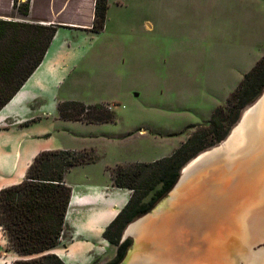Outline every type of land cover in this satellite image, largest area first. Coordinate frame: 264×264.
Masks as SVG:
<instances>
[{"label": "rangeland", "instance_id": "obj_1", "mask_svg": "<svg viewBox=\"0 0 264 264\" xmlns=\"http://www.w3.org/2000/svg\"><path fill=\"white\" fill-rule=\"evenodd\" d=\"M25 1L12 0L10 10L0 18L50 24L33 19L30 14L26 18L21 16L19 7ZM112 3L105 27L99 32H87V45L78 67L60 88V95L67 97L66 100L85 104L111 101L102 104L115 114L114 121L104 123L73 122L67 123L68 126L57 123L55 145L66 147L57 149L93 148L98 156L96 162L69 171V182L76 191L84 189L81 182L89 177V186L93 187L96 183L93 178L104 177V172L109 182V168L116 164L133 167L136 162L170 155L195 134L208 131L216 112L223 128L231 126L230 133L200 153L220 146L233 135L244 112L255 103L242 108L239 119L232 123L228 97L264 56V0H115ZM47 126L41 120L32 124L34 129ZM211 139L208 135L204 140ZM233 165L227 164L225 169ZM227 179L226 175L220 176L216 182ZM129 192L131 196L132 190ZM107 200L109 205L108 197ZM158 218H149L144 226L159 225ZM99 225L90 222L81 225L78 231L70 228L58 246L70 247L68 254L75 264L110 261L117 247L105 239V229H99ZM127 226L120 241L124 240ZM182 232L183 242L188 241L186 249L199 247L197 241L203 236L196 240L188 227ZM126 238H130V243L118 264L127 258L126 264H151L160 257L150 252L149 245L140 247L137 234ZM250 243V250L264 247V240ZM238 244L239 241H233L230 249L235 247L238 251ZM9 251L17 253L13 249ZM7 259L3 258L2 263L6 264ZM241 263H246L243 258Z\"/></svg>", "mask_w": 264, "mask_h": 264}, {"label": "trees", "instance_id": "obj_2", "mask_svg": "<svg viewBox=\"0 0 264 264\" xmlns=\"http://www.w3.org/2000/svg\"><path fill=\"white\" fill-rule=\"evenodd\" d=\"M108 1L95 0L91 28L94 32L105 26ZM29 11L30 1L22 2L20 15L26 18ZM56 29V24L0 18V42L7 37L0 43V110L40 65ZM263 89L264 56L228 97L232 123L239 119L242 108L255 102ZM58 115L63 120L87 123L115 120L114 112L105 104H85L79 100L60 101ZM219 118L214 113L208 131L195 134L168 156L136 162L133 167L116 164L109 168L113 185L128 188L132 194L104 231V237L117 248L114 258L103 264H118L123 259L130 243V238L120 241L124 228L168 194L186 163L230 133L231 126L223 128ZM208 135L212 139L205 142ZM97 159L93 148L43 150L29 165L23 181L0 190V227L10 248L22 257L13 264H66L52 252L62 241L72 194L64 178L72 167L94 163Z\"/></svg>", "mask_w": 264, "mask_h": 264}, {"label": "crops", "instance_id": "obj_3", "mask_svg": "<svg viewBox=\"0 0 264 264\" xmlns=\"http://www.w3.org/2000/svg\"><path fill=\"white\" fill-rule=\"evenodd\" d=\"M114 1H108L106 19ZM11 6L12 0H0V17L1 14L9 11ZM94 12L95 0H79L78 3H74L73 0H31L29 11L31 18L58 26L40 65L0 110V190L24 180L29 165L39 152L66 148L65 145H55L54 135L57 123L59 126H68L67 123L82 122L60 119L58 103L67 98L60 95V88L78 67V62L87 45L85 44L89 35L87 32L92 31ZM109 102L111 101H102L107 104ZM39 120L46 121L48 126L32 128L33 121ZM69 171L64 179L65 183L72 188L69 182ZM105 174L104 172L102 178H93L96 180L93 187L89 186L91 181L89 177L81 182L84 184L82 187L84 189L76 191L72 188L65 217L64 235L70 228L79 230L81 225L84 226L90 222H97L100 224L99 229L106 230L110 220L112 221L126 205L130 197L129 189L113 186L112 179L106 182ZM107 197L110 200L109 205L106 203ZM69 248L62 249L56 246L52 252L66 264H75L68 254ZM10 249L8 240L0 227V264H3L5 257H9L6 264H12L18 258V253L14 254L9 251ZM114 252L115 247L112 246L111 254Z\"/></svg>", "mask_w": 264, "mask_h": 264}, {"label": "bare ground", "instance_id": "obj_4", "mask_svg": "<svg viewBox=\"0 0 264 264\" xmlns=\"http://www.w3.org/2000/svg\"><path fill=\"white\" fill-rule=\"evenodd\" d=\"M252 106L244 112L230 138L189 161L187 173L173 190V203L164 211L162 221V214L158 216L159 225L144 226L151 217L130 225L129 228L139 236L140 247L149 245L150 252L160 256L151 264H240L241 257L244 258L251 237L256 239L254 235L263 227L264 220V97L260 110L249 115ZM231 156L236 157L232 159ZM201 160L203 162L198 167L191 169ZM231 163L234 165L226 170L227 164ZM224 175L228 176L227 181L216 182ZM208 176L216 184L209 193L212 201L216 198L221 201L232 179L240 185L234 195L231 194L237 198L236 203L213 210L211 215L207 214L211 201L203 197ZM201 213H205L202 220ZM187 227L193 238L203 236L197 241L198 248L188 250L184 247L188 241L183 242L185 233L182 230ZM199 227L200 233L197 232ZM235 240L239 241L238 251L234 250L235 247L230 249Z\"/></svg>", "mask_w": 264, "mask_h": 264}, {"label": "water", "instance_id": "obj_5", "mask_svg": "<svg viewBox=\"0 0 264 264\" xmlns=\"http://www.w3.org/2000/svg\"><path fill=\"white\" fill-rule=\"evenodd\" d=\"M263 97H264V89H263L261 95L257 98L255 103L253 104V106L250 108L249 115H253L255 112H258V110H260L261 105H262ZM243 117H242V119H243ZM203 160L195 162L191 166V169L198 167L200 165V163L203 162ZM186 173H187L186 172V166H184L181 169V173H180V176H179L177 182L175 183L173 188L168 192V194L166 196H164L159 202H157L155 204V206L148 213L142 215L141 217H139L135 221H133V222L128 224V226H127V228H126V230L124 232V238L123 239H126V237L131 235V234H136V232H134V230H131L129 228L132 223L139 224V223H142V221H145V219H147L148 217H152V218L153 217H158L161 214H163L164 211H166L170 207V205L173 203V200L175 199L173 190L175 189L177 184L183 179V177L185 176ZM215 185H216L215 182L208 176V178L205 181L204 186H203L204 187L203 188L204 193H206L203 197H207V198H209V201H211V202L208 203V205H210V207L208 208L209 211H207L208 215L209 214L211 215L213 213V210H216V209L219 210V209H222L224 207H228L231 204H235L237 198L235 196H232L231 194L234 195L235 190H237L239 188V186H240V185H238L237 180L232 179V182L228 185V189L227 190L225 189V191H224L225 194L222 195V199H220L221 201H217V200H219L218 198H216L214 201H212L211 200L212 198L209 195V193L214 190ZM203 190H202V192H203ZM202 192H201V194H202ZM182 200H184V198H182ZM212 203H213V205H212ZM207 214H206V216H207ZM204 215H205V213H201V220L204 217ZM262 223H263L262 224L263 227L260 228L259 231H257L256 234L254 235L256 237V239H254V237H251V241L250 242H252L253 240H254V242L257 241V240H264V220L262 221ZM197 228H198V226H197ZM194 229H195V227H194ZM197 232L198 233L202 232L200 227H199ZM250 244H249V247H247V249H246V251L244 253V258L243 259L246 262V264H253V262H254V264H264V247L263 248H259L257 250H250ZM129 256H130V253H129ZM127 260H128V258L125 261H123L121 264H126Z\"/></svg>", "mask_w": 264, "mask_h": 264}]
</instances>
